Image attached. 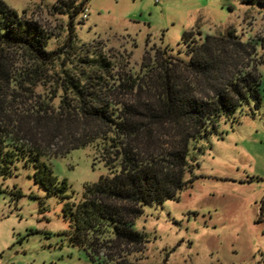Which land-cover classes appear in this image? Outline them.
<instances>
[{"label":"trees","instance_id":"obj_1","mask_svg":"<svg viewBox=\"0 0 264 264\" xmlns=\"http://www.w3.org/2000/svg\"><path fill=\"white\" fill-rule=\"evenodd\" d=\"M79 1L59 0L55 9L69 16L70 36L66 48L50 50L44 27L0 0V179L12 177L21 162L31 165L37 184L67 200L72 245L94 262L140 264L130 256L148 241L136 219L145 206L175 200L194 182L190 155L199 141L217 134L222 121L260 109L264 58L234 29L205 38L187 31V60L169 48L147 50L138 74L121 73L102 51H76L74 24L89 0ZM13 50L26 55V67H17ZM51 68L53 95L19 108L29 104L26 96L34 99L33 88ZM60 137L70 151L94 147L108 171L85 186L79 201L45 161L61 156L49 155L40 140Z\"/></svg>","mask_w":264,"mask_h":264},{"label":"rangeland","instance_id":"obj_2","mask_svg":"<svg viewBox=\"0 0 264 264\" xmlns=\"http://www.w3.org/2000/svg\"><path fill=\"white\" fill-rule=\"evenodd\" d=\"M4 1L44 27L51 36L50 50L66 48L69 16L55 9L61 6L59 0ZM86 8L88 17L81 13L74 24L76 51H102L121 73L138 74L147 50L169 48L173 56L187 60L182 44L187 31L205 38L234 29L244 41H255L264 58L261 0H89ZM11 55L17 67L27 66L22 51ZM259 71L260 109L254 115L246 109L234 123L222 121L217 134L196 144L190 155L196 165L194 182L177 199L144 207L135 229L148 243L131 261L264 264V64ZM43 75L33 88L34 99L26 96L29 104L20 103L19 108L53 95L55 69ZM58 104L53 100V106ZM40 142L52 157L60 153L45 161L60 182L67 181L74 200L82 199L87 184L108 173L94 147L70 151L61 137L51 144ZM34 174L31 165L21 162L12 177L0 179V264H103L71 244V225L64 216L67 200L50 195Z\"/></svg>","mask_w":264,"mask_h":264},{"label":"built area","instance_id":"obj_3","mask_svg":"<svg viewBox=\"0 0 264 264\" xmlns=\"http://www.w3.org/2000/svg\"><path fill=\"white\" fill-rule=\"evenodd\" d=\"M88 13H89L88 8H86V9L84 10V12H83V16H84L85 18H87V17H88Z\"/></svg>","mask_w":264,"mask_h":264}]
</instances>
